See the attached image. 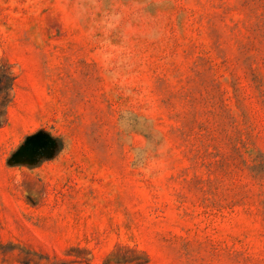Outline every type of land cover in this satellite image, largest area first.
Instances as JSON below:
<instances>
[{"label":"rangeland","instance_id":"374dc122","mask_svg":"<svg viewBox=\"0 0 264 264\" xmlns=\"http://www.w3.org/2000/svg\"><path fill=\"white\" fill-rule=\"evenodd\" d=\"M0 264H264V0H0Z\"/></svg>","mask_w":264,"mask_h":264}]
</instances>
